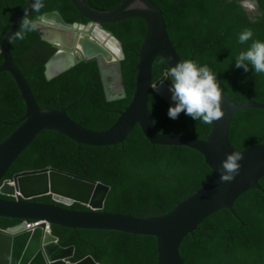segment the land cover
<instances>
[{
	"label": "trees",
	"instance_id": "16d2710c",
	"mask_svg": "<svg viewBox=\"0 0 264 264\" xmlns=\"http://www.w3.org/2000/svg\"><path fill=\"white\" fill-rule=\"evenodd\" d=\"M85 1L97 10H110L123 0ZM151 1L162 10L170 40L184 60H192L198 67L207 65L216 75L221 91L231 100L241 103L251 98L264 103V73L256 74L251 67L247 72L235 67L236 56L251 44V41L238 42L242 30L251 28L253 39L264 41V0H255L257 7L250 9L251 17L239 3L242 0ZM25 4L26 0H0V47L14 17ZM43 5L28 18L35 20L57 11L68 24L89 23L69 0H43ZM102 28L120 42L125 55L120 61L125 96L114 100L107 99L96 59L82 60L48 79L46 62L57 47L42 41L37 30L28 33L24 40L12 41V54L40 107L61 110L76 102L68 110V116L93 131L110 128L131 101L137 52L146 35V24L141 19ZM166 69L168 64L158 56L153 64L154 80ZM169 106L155 91L151 92L149 109L159 132L207 137L211 125L195 121L183 112L177 119H170ZM25 111L14 79L7 72L0 73V143L19 126L8 123L19 120ZM228 138L239 150L264 143V108L235 111ZM46 167L109 185L111 190L104 210L141 218L168 213L199 190L211 174L199 151L187 146L152 144L138 124L123 145L108 147L79 145L55 131H44L11 166L5 178ZM259 183L262 189H250L235 201L237 217L223 209L186 236L179 249L186 264H264V176ZM37 201L53 202L50 196L39 197ZM73 206L87 209L80 204ZM18 223L0 217V228ZM52 232L62 246H75L71 262L90 255L101 264H158L157 243L151 236L60 226H52Z\"/></svg>",
	"mask_w": 264,
	"mask_h": 264
},
{
	"label": "water",
	"instance_id": "95a60500",
	"mask_svg": "<svg viewBox=\"0 0 264 264\" xmlns=\"http://www.w3.org/2000/svg\"><path fill=\"white\" fill-rule=\"evenodd\" d=\"M69 1L74 9L88 20L89 23L80 24L82 26L96 24L107 32L102 28L103 25L132 19L145 22L146 35L137 52L135 91L129 104L119 112L116 121L103 131L84 128L68 116V110L76 102L61 110L42 109L26 75L21 72L12 54V35L19 29L25 11L27 10L28 16L35 12L31 6L32 0H26L24 8L14 17L13 24L5 33L0 47L3 55L0 73L7 72L12 76L26 108L25 114L19 120L8 123L18 124V128L0 143V194L3 196L0 197V217L20 221L6 229L0 228V264H101L90 255L77 262H71L75 256V246H62L59 238L47 230V224L71 229L118 231L151 236L156 239L158 264H186L179 249L187 235L197 230L205 219L223 209L237 217L234 210L237 198L250 189H262L259 180L264 176V143L239 150L229 141L228 130L235 111L249 107L264 108V103L251 98L237 103L221 91V108L225 115L211 124V130L205 139L189 134L159 132L149 109V96L154 91L151 84H159L163 80L160 91L155 92L171 105L173 101L168 89L172 81L171 78L164 79L168 69L154 80V61L160 56L170 68L178 61L184 60L170 40L162 10L151 0H123L110 10H97L85 0ZM239 3L247 9L251 17L253 13L249 8L256 7L257 2L242 0ZM43 17H57L69 27L79 24L66 23L57 11L45 13L40 18ZM37 23L41 40L57 47L46 62L45 74L48 79L82 60L96 59L100 65L107 99L114 100L125 96L120 70V61L125 55L120 42L109 32L107 33L120 45L121 56L118 59H109L106 48L86 38L80 48V34L76 31L56 29L46 25L43 20ZM57 34L60 35L64 46L53 45L52 39ZM111 65L118 68L119 88H112V85L108 84L107 66ZM136 124L152 144L196 149L211 168V174L205 184L164 215L141 218L131 214L107 212L104 207L111 190L109 185L53 167L26 170L14 174L11 179L5 178L11 166L44 131H55L79 145L108 147L123 145ZM233 151L243 155L239 173L231 182H221V162ZM43 196H50L53 202H38L37 198ZM74 203L87 209L78 210L73 206ZM31 221L43 223L34 229H27V222Z\"/></svg>",
	"mask_w": 264,
	"mask_h": 264
},
{
	"label": "clouds",
	"instance_id": "9594fccd",
	"mask_svg": "<svg viewBox=\"0 0 264 264\" xmlns=\"http://www.w3.org/2000/svg\"><path fill=\"white\" fill-rule=\"evenodd\" d=\"M32 8H42L43 0H32ZM38 29V23L28 18V12L21 20L20 27L12 35V39L24 40L26 35ZM253 30L245 28L238 34L240 44H251L246 50H242L235 58V67L243 68L245 72L251 69L254 73H264V41L253 39ZM171 78L169 91L171 93V104L167 115L170 119H177L183 112L195 121L211 125L214 121L224 117L221 108V90L217 84V77L207 65L197 66L192 60L178 61L171 66L164 79ZM163 86V80L159 84L152 85L154 91L159 92ZM243 159L241 152L233 151L226 155L221 162L220 181L231 182L239 173Z\"/></svg>",
	"mask_w": 264,
	"mask_h": 264
},
{
	"label": "bare ground",
	"instance_id": "6f19581e",
	"mask_svg": "<svg viewBox=\"0 0 264 264\" xmlns=\"http://www.w3.org/2000/svg\"><path fill=\"white\" fill-rule=\"evenodd\" d=\"M43 22L46 25L55 27L56 29H69L77 31L80 34L79 47L81 48L83 39H89L92 43L106 48L108 51V58L118 59L121 56V48L118 41L109 33L103 31L98 25L90 24L82 26L80 24L74 26H66L57 17H43ZM53 45L64 46V43L59 34L52 39Z\"/></svg>",
	"mask_w": 264,
	"mask_h": 264
},
{
	"label": "flooded vegetation",
	"instance_id": "af4514ba",
	"mask_svg": "<svg viewBox=\"0 0 264 264\" xmlns=\"http://www.w3.org/2000/svg\"><path fill=\"white\" fill-rule=\"evenodd\" d=\"M257 7V6H256ZM256 7H251L250 9L256 8ZM107 71L109 74V85H112V88H119L120 87V83L119 80L117 78V73H118V68L116 65H111V66H107Z\"/></svg>",
	"mask_w": 264,
	"mask_h": 264
},
{
	"label": "built area",
	"instance_id": "2783aa9c",
	"mask_svg": "<svg viewBox=\"0 0 264 264\" xmlns=\"http://www.w3.org/2000/svg\"><path fill=\"white\" fill-rule=\"evenodd\" d=\"M74 204H77V203H74ZM41 223H43V222H41V221L27 222V229H34V228L38 227L39 225H41ZM47 230L50 232L52 231V226L50 224H47Z\"/></svg>",
	"mask_w": 264,
	"mask_h": 264
},
{
	"label": "rangeland",
	"instance_id": "374dc122",
	"mask_svg": "<svg viewBox=\"0 0 264 264\" xmlns=\"http://www.w3.org/2000/svg\"><path fill=\"white\" fill-rule=\"evenodd\" d=\"M245 1H248V0H243V2H245ZM252 0H250V2H251ZM250 6V5H249ZM250 9V8H249ZM253 9H251V11H252ZM41 16H39V17H36L35 18V20L34 21H36V22H38V21H41L42 19L40 18ZM75 31V30H74ZM77 32V31H76Z\"/></svg>",
	"mask_w": 264,
	"mask_h": 264
}]
</instances>
